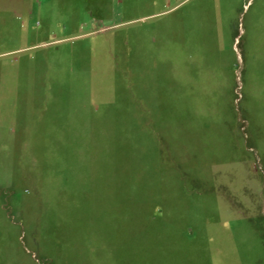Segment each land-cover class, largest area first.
<instances>
[{
    "label": "rangeland",
    "instance_id": "rangeland-1",
    "mask_svg": "<svg viewBox=\"0 0 264 264\" xmlns=\"http://www.w3.org/2000/svg\"><path fill=\"white\" fill-rule=\"evenodd\" d=\"M0 264H264V0H0Z\"/></svg>",
    "mask_w": 264,
    "mask_h": 264
}]
</instances>
